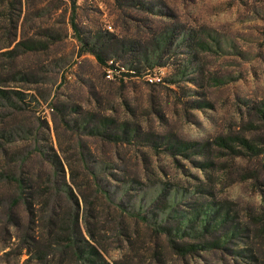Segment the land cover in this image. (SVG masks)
<instances>
[{"label":"rangeland","instance_id":"obj_1","mask_svg":"<svg viewBox=\"0 0 264 264\" xmlns=\"http://www.w3.org/2000/svg\"><path fill=\"white\" fill-rule=\"evenodd\" d=\"M79 230L112 264H264V0H0V264H77Z\"/></svg>","mask_w":264,"mask_h":264},{"label":"trees","instance_id":"obj_2","mask_svg":"<svg viewBox=\"0 0 264 264\" xmlns=\"http://www.w3.org/2000/svg\"><path fill=\"white\" fill-rule=\"evenodd\" d=\"M74 28L76 30V34L77 37L79 39V41L81 42V45L83 47V51H89L92 52L98 59L99 63L101 65H107V61L108 58H106L104 56V51L103 46H106L105 44H98L95 43H90L89 40H86V38H84L81 35V30L79 29L78 25L74 22L73 23ZM170 36H163L160 37L156 40L155 46H156V52H158L161 49H165L167 48L169 45H171L170 43ZM124 47V45H123ZM126 52V49L124 50ZM117 55L113 54V57H116ZM159 57L160 55L154 59V63L151 62L150 59V54L146 53L145 56V60L146 62L149 64L150 68L154 67V66H162L164 64H162V62H159ZM128 71H134V72H140V68L138 66H131L128 68ZM107 121L108 123L111 121L110 118H106L103 119L102 122ZM125 128L127 127L126 124ZM100 126H94V130L95 131H102L100 130ZM126 130V129H125ZM103 134L104 135H108L111 138L114 139H118V138H122L123 136H119L117 133H107V129L103 130ZM127 132V136L130 137V135L128 134V130ZM225 218V216L222 214V221L220 222V226L216 227L213 229V231L219 229V227H222L223 225H225V222H223V219ZM206 222V221H205ZM75 225H79L78 220L75 222ZM204 227L205 230L209 229V224L208 223H204L202 225ZM237 228H233V231H235ZM234 233V232H233ZM229 238V233H226L223 237H219L217 238L215 241L211 242V243H207V244H198V243H193V242H185L182 244H175L172 241V245L182 254V255H187V253L190 252H195L198 250V248H202L204 249V246L207 245H223V243L226 241V239ZM56 240L54 245H61L62 243H67V246L65 247V249L70 250L71 254L73 255V257H75L76 259V263L78 264H112L110 261H108L105 256L103 255V253L101 252V250L98 249V247L96 245H94L93 243H91L89 240H87L84 235L79 231L77 232H70V231H66L65 236L62 237V240ZM113 264H130L129 262H124L121 260H116L114 261Z\"/></svg>","mask_w":264,"mask_h":264},{"label":"built area","instance_id":"obj_3","mask_svg":"<svg viewBox=\"0 0 264 264\" xmlns=\"http://www.w3.org/2000/svg\"><path fill=\"white\" fill-rule=\"evenodd\" d=\"M109 71H111V70H109ZM109 74H108V76L110 77L111 76V73L110 72H108Z\"/></svg>","mask_w":264,"mask_h":264}]
</instances>
